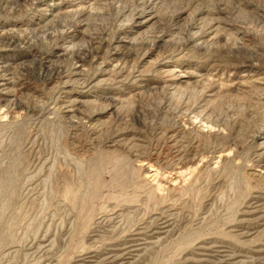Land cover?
<instances>
[{"label": "rangeland", "instance_id": "obj_1", "mask_svg": "<svg viewBox=\"0 0 264 264\" xmlns=\"http://www.w3.org/2000/svg\"><path fill=\"white\" fill-rule=\"evenodd\" d=\"M50 2L47 19L39 9ZM80 2L0 0V47L18 41L10 57H23L12 75L20 93L0 107V264H71L135 229L146 239L168 220L161 241L131 264H197L193 244L211 242L257 263L264 224L248 225L241 212L246 187L259 183L247 166L264 164L256 137L264 89L253 84L264 79V0H93L83 17L65 12ZM143 8L151 21L131 30ZM162 58L185 75L181 83L152 76L129 101L99 96L63 115L59 78L82 70L72 78L80 86L103 66L135 76ZM189 159L196 164L185 166ZM254 230L259 243L242 236Z\"/></svg>", "mask_w": 264, "mask_h": 264}, {"label": "bare ground", "instance_id": "obj_2", "mask_svg": "<svg viewBox=\"0 0 264 264\" xmlns=\"http://www.w3.org/2000/svg\"><path fill=\"white\" fill-rule=\"evenodd\" d=\"M92 1L93 0H82V2L77 4V8L72 9V10H65V12L66 13L76 12L77 16L83 17V15L86 13V11L88 9L87 6L89 4H91ZM46 4H47V6H45ZM52 5L53 4H51V2L45 3L44 6L39 9L40 11H43L44 17L45 16L48 17L47 19L53 18L55 16V15L50 13V11L52 10V8H50V6H52ZM71 6H73V5H71ZM68 8H71V7L68 6ZM146 10H147V8L141 9L139 15L135 18L134 22L132 23V27L130 28L131 30L134 29L135 31H137L139 28H141L142 26H145L146 24H148L151 21L150 19H148L150 16H148L147 19H144V13ZM4 31L7 33L8 32L10 33L12 30L11 29H4ZM5 32H3V33H5ZM12 42H14L13 45L11 44ZM12 42H10V44L8 43V45L4 44V46L2 45V47H0V107L8 106L9 103H11L12 99L15 97V94H17L18 92L20 93V90H21V89L18 90L19 89L18 87H17L18 89L15 88V86H17V85L12 80V78H14L12 75L14 73L13 71H16V70H14L15 65H16L14 63H16L17 61L18 62L23 61L22 60L23 57H19L16 61H13L11 59L10 55H12L13 53L18 52L22 49H18L19 44H20L18 41H16L17 43H15V41H12ZM23 46H24V44H23ZM25 47H26V45H25ZM61 50H64V48H61ZM2 53H6V54L3 55ZM170 62L171 61L167 60L166 58L159 59L155 62L154 66H152L153 70L151 72L148 71L146 73H139L138 75H135V76H133L130 72H127L124 67L117 68L116 66H113V69L110 70L108 68H104V66H103L102 69L96 70L97 73L92 75L89 82H87L86 84L80 83V84H83L80 86H76L75 85L76 80L74 79V81H73L72 78H79L80 75H82L84 71L79 70V69L78 70L75 69L73 72L72 78L71 77L59 78L55 83V84H58V89L60 91V96L58 97V100H60L59 105H61L62 113H63V115H65L67 117H71V116L75 115L80 109H82V108H84L90 104H94L96 99L99 100V98H98L99 96H102V97L104 96V98L112 99L113 102H115V103H121L123 101H127L128 99H130L136 95H140L141 94L140 90L145 86L146 82L152 81L151 80L152 76L153 77H156V76L161 77V79L163 77L164 78L163 80H164L166 86L169 88H172L175 85H177L178 83H181L182 79L185 77V75L184 74H177V72H179V71L174 69L172 66L168 65ZM129 70H131V69H129ZM15 75H16V73H15ZM131 79H133V81H135L136 83L138 82L139 84L134 86L132 83H130V82H132V81H130ZM110 81L117 84L121 88L120 92L123 94V97L122 96H121V98L120 97H114V95H112L113 91L108 89L110 86V85H108ZM76 84H78V83H76ZM253 84L255 85V87H257L259 89H264V79L257 78L255 80H253ZM95 88L96 89L101 88L102 91H100V93L97 92L98 95L92 94V90ZM117 96H118V93H117ZM107 101H109V100H107ZM93 121H95V120L93 119ZM93 123L94 122H92V124ZM259 126H261L262 130L256 137H257L258 141H262L257 147V150L261 153V151H263V149H264V121L263 120L261 121ZM91 128H92L91 129L92 131H95V129L97 128L95 123L92 125ZM171 137H172L171 140L174 143L175 140H174L173 135ZM259 152H257V153H259ZM258 155H260V154H258ZM224 160L233 162V160L228 159V157H226V156H224L223 161ZM195 164H196L195 160L189 159V161H187L185 163V166H187V167H188V165L194 166ZM261 164L262 165L257 164L254 161V163L247 166V173L249 174V177L251 178V180L254 179L255 181L257 180V182H259V183H256L254 181L255 182L254 186H252V187L247 186L246 187L248 190H250V191L252 190V191L249 193L250 195L246 194L248 196L247 199L246 198H245L246 200L243 199V201H245V202L244 203L241 202L239 205V206H241V204L243 203V210L241 212V214L243 215L242 217L247 216L248 218L249 217L253 218L252 220L248 219L245 221L248 225L254 224V225L258 226L259 223L264 224V193L258 191L259 190L258 188H260L262 186V184H264V183H262L260 186V182H262V181L264 182V164L263 163H261ZM139 169L141 171L143 169V167H140ZM258 169H261V170H258ZM70 189H72V188H70ZM70 189L68 190V188H67L69 193L71 191ZM263 189H264V186H263ZM72 190H75V189H72ZM71 192H73V191H71ZM243 192H241V193L244 195L245 192L244 193ZM241 193H240V195H242ZM72 195L75 196L76 194L73 193ZM73 198H76V196ZM241 207H240V209H241ZM163 214H162V216H163ZM115 216H116V214H115ZM160 216H161V213H160ZM109 218H110V222H111V219H113V217H109ZM154 220H156V219H154ZM162 220L163 219H161V221ZM234 220H235V218H234ZM169 223H170L169 220L163 221L160 224L156 223V226L154 228L151 227L150 230L148 229L149 234L147 235V238L145 237L146 239H142L143 236L145 235L144 234L145 231H142L141 229L138 228L137 230L135 229L133 234L128 235L127 237L124 236V238H122L123 240H122V242H121L122 244L120 246H118V244L114 245V246L112 244H110L107 247H105V245H104L105 248L102 247V249H99L100 247H98V248L95 247V248H97L96 250L89 251L90 250L89 249L88 251L86 250L84 252H82L83 251L82 250L83 248H82L81 249L82 251L80 250L81 253H79L77 255L75 254L76 256L74 257V259H72V260L70 259L72 261L71 264H131L133 259H135V256H138V254L142 250H144V248L151 247V246L158 244L157 242L160 240V237H163L164 234H166L167 231H169L168 230V229H170L169 226H171ZM241 223H244V221ZM239 225H241V224H239ZM148 227H150V226H147V228ZM234 227H235V225H234ZM144 228H146V227H144ZM144 228H142V229H144ZM263 228H264V225H263ZM97 230H94L93 232H91V234L89 235V239H94L95 236H99L97 234ZM244 230H245V228H244ZM259 230L260 229H258L256 231H259ZM263 231H264V229H263ZM98 232H100V231L98 230ZM238 233H239V231H238ZM236 234H234V235H236ZM260 235H261V233H260ZM230 236H232V235H230ZM242 236L244 238H249L250 241L256 240V242H257L258 239H256V236H259V233H257V232L252 233L250 231H246L242 234ZM261 237L262 236H260V238ZM233 239L235 240V237H233ZM238 239H239V237H238ZM240 240H242V239H240ZM262 240H263V238H262ZM211 241H213V240H211ZM236 242L238 243V240ZM246 242H247V239H246ZM214 243H215V241H214ZM247 243H250V242H247ZM257 243H259V242H257ZM43 244H45V243H43ZM92 244L90 245V247L92 246ZM113 244H116V243H113ZM210 244H208V243L193 244L194 245V247L192 248V250H193L192 257L193 258L189 259V261L197 263V264H246L245 259L243 260V258H242L243 256L234 255V252L231 254L230 251H228L225 248V247H227L226 245H225V247H223V246H214V244L213 245H210ZM222 244H224V242H222ZM216 245H217V243H216ZM232 245L229 244L228 246H232ZM40 246L42 247V244H40ZM253 246H255V245H253ZM43 247H45V246H43ZM260 247L256 250L252 249V248L251 249L255 250L254 252L258 256L257 257L258 259L256 258L257 263L258 262L264 263V246H262L261 248ZM253 248H255V247H253ZM239 252H240V250H239ZM241 252H244V250ZM250 252L251 251H249V253ZM242 255H245V254H242ZM247 257H245V258H247ZM252 259H251V262H252ZM191 262H189V263H191ZM253 262H255V260H253ZM257 263H255V264H257ZM191 264H193V263H191Z\"/></svg>", "mask_w": 264, "mask_h": 264}]
</instances>
